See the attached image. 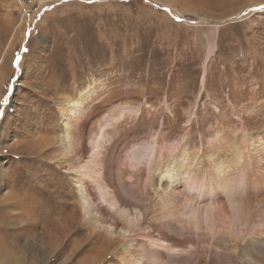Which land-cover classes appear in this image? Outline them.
I'll use <instances>...</instances> for the list:
<instances>
[{
	"label": "rangeland",
	"instance_id": "rangeland-1",
	"mask_svg": "<svg viewBox=\"0 0 264 264\" xmlns=\"http://www.w3.org/2000/svg\"><path fill=\"white\" fill-rule=\"evenodd\" d=\"M261 8L264 0H0V196L11 175L24 204L40 218L34 237L21 203L0 207V264H62L64 255L52 261L49 238L41 237L44 226L55 227L50 220L67 219L65 201L49 190L67 191L77 204L78 188L63 162L64 147L54 141L37 153L32 136L63 130L59 105L65 95L75 97L95 83L102 84L99 101L107 109L143 112L139 119L130 114L127 128L141 121L149 130L162 109L174 124L192 120L196 138L262 139L258 165L248 161L257 172L244 174L237 186L254 199L245 197L252 210L264 213ZM47 170L55 184L40 188L32 175Z\"/></svg>",
	"mask_w": 264,
	"mask_h": 264
},
{
	"label": "bare ground",
	"instance_id": "bare-ground-1",
	"mask_svg": "<svg viewBox=\"0 0 264 264\" xmlns=\"http://www.w3.org/2000/svg\"><path fill=\"white\" fill-rule=\"evenodd\" d=\"M9 46L8 41L6 50ZM214 49L212 45L210 54ZM100 86L89 85L75 97L65 95L59 105L63 130L32 136L37 153L54 141L64 147L63 162L80 197L76 204L67 191L52 192L59 188L48 170L32 175L38 187L54 186L49 191L65 201V224L54 218L49 219L54 228L42 226L52 261L64 255L62 264H109L115 259L116 264H264V213L252 210L237 186L244 174L257 172L248 161L258 165L263 140L196 138L192 120L174 124L162 109L153 110L149 130L141 121L127 128L130 114L139 119L143 112L127 106L107 109L99 101ZM24 114L30 115V109ZM10 176L8 183H15ZM7 184L0 207L21 203L30 222L23 214L21 221L33 224L30 233L38 236L39 214L24 204L16 183Z\"/></svg>",
	"mask_w": 264,
	"mask_h": 264
},
{
	"label": "built area",
	"instance_id": "built-area-1",
	"mask_svg": "<svg viewBox=\"0 0 264 264\" xmlns=\"http://www.w3.org/2000/svg\"><path fill=\"white\" fill-rule=\"evenodd\" d=\"M36 10H37V9H36ZM38 11H40V9H39ZM38 11H37V12H34L33 14H37V13H39ZM26 15H27V14L25 13V14L23 15V17L26 16ZM179 16H180V17H179ZM182 16H183L182 14H178V17H179V18H181ZM184 18H185V17H184Z\"/></svg>",
	"mask_w": 264,
	"mask_h": 264
}]
</instances>
